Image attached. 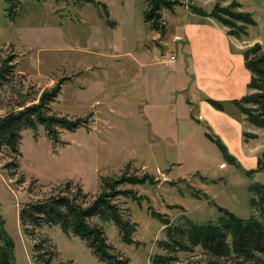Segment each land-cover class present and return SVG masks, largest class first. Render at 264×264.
<instances>
[{
  "label": "rangeland",
  "instance_id": "1",
  "mask_svg": "<svg viewBox=\"0 0 264 264\" xmlns=\"http://www.w3.org/2000/svg\"><path fill=\"white\" fill-rule=\"evenodd\" d=\"M170 1L176 5L161 11V36L145 22L146 0H17L13 13L0 0V59L17 57L22 101L39 105L62 83L46 115L82 121L74 130L56 124L24 130L15 172L3 169L13 160L0 153V231L11 246L9 264H37L36 255L46 259V252H34L44 240L55 257L51 264H106L60 226L26 236L20 209L79 192L87 206L102 193L103 178L145 174L155 183L118 188L136 192L141 201L115 199L135 226L132 244L114 223L90 220L103 228L111 253L130 264L241 262L233 256L215 260L201 247L183 250L178 243L185 237L174 227L184 228L187 219L218 224L227 217L220 209L241 219L260 216L250 200L251 187L264 186V129L233 102L255 92L248 87L252 73L244 52L257 43L264 49V1ZM216 4L250 14L256 25L237 39L229 27L191 8L210 14ZM172 56V63L164 62ZM8 110L0 107V116ZM149 207L171 223L173 237ZM261 257L242 264H264Z\"/></svg>",
  "mask_w": 264,
  "mask_h": 264
},
{
  "label": "trees",
  "instance_id": "2",
  "mask_svg": "<svg viewBox=\"0 0 264 264\" xmlns=\"http://www.w3.org/2000/svg\"><path fill=\"white\" fill-rule=\"evenodd\" d=\"M10 4V9L15 12L17 0H6ZM264 1V0H263ZM148 9L145 12V22L150 29L159 35H164L166 25L162 22L161 11L164 9L172 10L176 2L170 0H146ZM194 12L201 13L203 16L215 18L222 25L229 27V35L239 39L242 34H246V27L256 25L255 20L250 14L237 13L233 7H222L216 4L209 14L205 10L195 9ZM14 54L0 59V107L9 109L3 116H0V153L8 152L13 160L6 164L3 169L16 171L19 168L18 160L22 153L20 150L22 143V132L28 129H35L37 124L49 126L60 125L69 130L79 128L82 121L76 120L74 123L68 122L65 118L48 116V104L55 102L61 92L62 83L54 88L50 93L43 94L39 105L27 106L22 101V90L18 88L17 63ZM244 58L246 66L252 73L249 89L255 92L235 100L233 103L237 109L241 110L248 121L258 128L264 129V49L257 43L250 49L245 50ZM7 98L8 103L5 104ZM214 108L222 110V102L214 99H206ZM80 119V118H79ZM51 131V130H50ZM222 151L225 149L221 146ZM264 159V152L262 154ZM260 160V164L264 160ZM261 171V167L257 169ZM255 172V171H251ZM23 183L21 179L19 181ZM146 182L154 184V179L150 175L122 176L113 181L109 178L102 179V193L89 205L84 206L79 198L82 192L74 196L52 197L43 201H31L25 203L19 212L20 223L24 234L29 237L35 236V230H41L46 226H60L67 234L79 237L87 243L88 248L94 255L106 264H130L128 258H124L111 253L112 247L108 244L106 234L99 225H91V219L100 221H109L114 223L120 229L123 241L132 244V233L135 226L125 220L123 214L115 202L119 196L130 195L132 199L141 201L144 197L138 196L133 191H120L119 186L123 184L142 185ZM253 197L251 198V207L256 208L260 216L252 215L248 219H241L225 209L227 217L223 218L218 224H191L187 219L186 226L174 227L181 231L185 241L178 243L183 250H193L201 247L207 251L215 260L228 259L236 257L241 262H253L262 260L264 256V186L255 184L251 187ZM194 194H199L195 192ZM86 198V195H83ZM175 208V206H171ZM151 215L164 225L168 226V232L172 236L171 223L161 214L156 212L153 207H149ZM5 243V244H4ZM49 245V240L39 242L34 246V252H46L47 258L35 256L37 264H51L55 257L53 253L45 250ZM10 244L6 243L0 231V264H9L11 258ZM114 251V250H113ZM210 264H219L211 262Z\"/></svg>",
  "mask_w": 264,
  "mask_h": 264
},
{
  "label": "built area",
  "instance_id": "3",
  "mask_svg": "<svg viewBox=\"0 0 264 264\" xmlns=\"http://www.w3.org/2000/svg\"><path fill=\"white\" fill-rule=\"evenodd\" d=\"M175 60V57L174 56H172V57H170V58H168V59H165V63H172L173 61Z\"/></svg>",
  "mask_w": 264,
  "mask_h": 264
},
{
  "label": "crops",
  "instance_id": "4",
  "mask_svg": "<svg viewBox=\"0 0 264 264\" xmlns=\"http://www.w3.org/2000/svg\"><path fill=\"white\" fill-rule=\"evenodd\" d=\"M199 119H202L201 117H199Z\"/></svg>",
  "mask_w": 264,
  "mask_h": 264
}]
</instances>
